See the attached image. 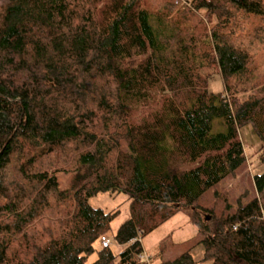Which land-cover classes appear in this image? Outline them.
<instances>
[{
    "label": "trees",
    "instance_id": "obj_1",
    "mask_svg": "<svg viewBox=\"0 0 264 264\" xmlns=\"http://www.w3.org/2000/svg\"><path fill=\"white\" fill-rule=\"evenodd\" d=\"M263 37L264 0L0 4V264H148L143 237L183 209L203 260L264 264V172L236 210L206 220L199 205L244 166L241 127L264 149V81L249 68ZM107 192L131 201L119 253L101 237L120 211L90 203Z\"/></svg>",
    "mask_w": 264,
    "mask_h": 264
},
{
    "label": "rangeland",
    "instance_id": "obj_2",
    "mask_svg": "<svg viewBox=\"0 0 264 264\" xmlns=\"http://www.w3.org/2000/svg\"><path fill=\"white\" fill-rule=\"evenodd\" d=\"M5 2L7 0H0V4ZM259 24L256 20L251 25L255 30L256 27L262 26ZM258 50L249 68L254 77L264 81V37ZM253 76H251L252 80H254ZM209 89L214 93L224 91V83L220 74H216L212 78ZM239 133L245 148L246 162L241 169L228 176L201 198L199 201L203 211L201 215L206 220H211L213 214L220 215L226 211H234L239 204L246 203L257 195L253 178L254 175L264 172L263 141L252 123L241 127ZM58 176L61 186L68 187L71 174L60 172ZM90 203L94 207L103 208L106 211L116 209L120 211L112 222L107 236L111 239L112 249L116 253L121 252L126 245L119 244L115 235L120 226L130 218V199L123 193L113 195L107 192L92 197ZM191 212L189 209L181 210L159 228L143 237L144 252L151 257L153 263L173 260L186 252H191L196 264H212V261L203 260L205 247L201 241L204 237L200 234L197 226L193 224ZM94 258L95 255L90 260Z\"/></svg>",
    "mask_w": 264,
    "mask_h": 264
},
{
    "label": "built area",
    "instance_id": "obj_3",
    "mask_svg": "<svg viewBox=\"0 0 264 264\" xmlns=\"http://www.w3.org/2000/svg\"><path fill=\"white\" fill-rule=\"evenodd\" d=\"M179 1H181L184 4H189L191 2V0H179ZM101 244H102V246L104 248H108V247H110L112 245L111 239L107 235H103L101 237ZM141 258H143L144 260H146L148 264H151L150 256L147 253H143L141 255Z\"/></svg>",
    "mask_w": 264,
    "mask_h": 264
}]
</instances>
